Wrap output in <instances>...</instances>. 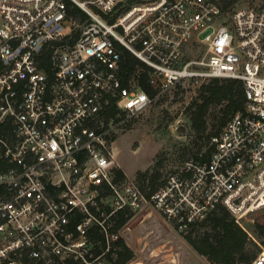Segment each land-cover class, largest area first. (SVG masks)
<instances>
[{"label": "built area", "instance_id": "obj_1", "mask_svg": "<svg viewBox=\"0 0 264 264\" xmlns=\"http://www.w3.org/2000/svg\"><path fill=\"white\" fill-rule=\"evenodd\" d=\"M71 1L85 24L68 19L65 0H0V264H112L117 212L146 204L180 231L223 205L248 233L264 208V2L226 18L211 0ZM120 48L149 68L152 96L135 77L122 83ZM208 78L245 87L210 160L184 162L149 198L116 182L108 137ZM112 105L124 117L97 131Z\"/></svg>", "mask_w": 264, "mask_h": 264}, {"label": "trees", "instance_id": "obj_2", "mask_svg": "<svg viewBox=\"0 0 264 264\" xmlns=\"http://www.w3.org/2000/svg\"><path fill=\"white\" fill-rule=\"evenodd\" d=\"M215 2L222 13L227 16L245 0H211ZM68 19L83 25L88 16L71 0H65ZM229 17V16H228ZM81 33V29L72 32L69 43L73 44ZM121 61L119 76L125 86H130L131 77L138 79L141 88L150 96L154 89L149 83V68L141 63L126 49L120 48ZM178 85L173 93L172 103L182 102L184 125L178 128V135L183 138L178 144L165 145L156 156L155 163L144 171L136 174L135 183L149 198L152 193L165 185L170 173H178L184 162L188 160L206 163L216 150L213 138L218 136L227 123L237 113L244 110L245 87L239 79L208 78L195 86L194 93L185 103V93L190 91ZM169 94L160 98L150 109L159 107L167 100ZM141 116V115H140ZM124 117L115 105L102 111L98 121L92 123L97 131L108 129ZM135 119V118H134ZM177 119L167 109H160V130H166ZM132 121H134L132 119ZM131 121L125 126L130 127ZM116 134L108 139L113 142ZM170 166V171L166 167ZM113 175L116 182L127 180L125 172L115 166ZM169 172V173H168ZM134 212L119 211L115 216V230L126 227L133 218ZM264 235V226H259ZM186 242L199 255L207 258L210 264H253L261 252L260 246L235 221V217L223 205H218L205 218L191 224L185 231H181ZM117 261L112 264H130L135 259V252L127 245L123 236L116 243ZM32 261H25L31 264Z\"/></svg>", "mask_w": 264, "mask_h": 264}, {"label": "rangeland", "instance_id": "obj_3", "mask_svg": "<svg viewBox=\"0 0 264 264\" xmlns=\"http://www.w3.org/2000/svg\"><path fill=\"white\" fill-rule=\"evenodd\" d=\"M263 2L264 0H245L238 7H257ZM196 50L194 53V48H191L190 55L198 57L202 47H196ZM183 87L191 88L185 93L186 103L193 95L195 87L190 83L184 84ZM173 96L174 93L171 92L161 108L159 106L149 109L133 119L130 127L115 130L116 138L111 144L112 156L115 165L127 175V180L135 182L139 171L151 167L163 146L178 144L183 140L178 135V128L185 123L181 112L184 104L172 103ZM162 108L172 115L177 114L176 121L166 130H160ZM166 169L170 171L171 168L168 165ZM260 225L264 226V208L251 214L247 220L248 235L263 251L264 235ZM118 232L135 252V259L130 264H210L206 257L199 255L186 242L177 224L164 217L150 204L134 212L127 226Z\"/></svg>", "mask_w": 264, "mask_h": 264}]
</instances>
